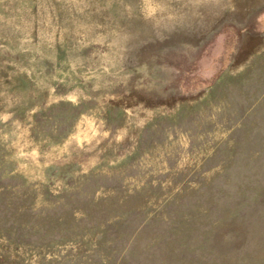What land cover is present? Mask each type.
Segmentation results:
<instances>
[{
  "label": "rangeland",
  "instance_id": "1",
  "mask_svg": "<svg viewBox=\"0 0 264 264\" xmlns=\"http://www.w3.org/2000/svg\"><path fill=\"white\" fill-rule=\"evenodd\" d=\"M0 264H264V0H0Z\"/></svg>",
  "mask_w": 264,
  "mask_h": 264
}]
</instances>
